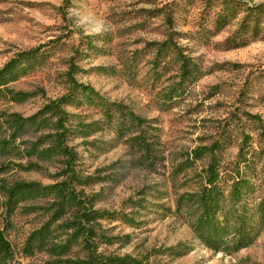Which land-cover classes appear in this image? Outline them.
Segmentation results:
<instances>
[{"label":"rangeland","instance_id":"374dc122","mask_svg":"<svg viewBox=\"0 0 264 264\" xmlns=\"http://www.w3.org/2000/svg\"><path fill=\"white\" fill-rule=\"evenodd\" d=\"M234 37L247 44L229 49ZM14 59L24 61L0 87V264L86 255L68 243L76 201L62 190L59 115L46 110L68 94L75 190L112 215L99 221L100 252L145 264H264V232L230 255L194 232L209 209L210 157L200 149L228 140L218 159L234 168L244 141L264 143V0H0V69ZM72 77L96 94L73 91ZM19 183L32 186L13 193Z\"/></svg>","mask_w":264,"mask_h":264},{"label":"trees","instance_id":"16d2710c","mask_svg":"<svg viewBox=\"0 0 264 264\" xmlns=\"http://www.w3.org/2000/svg\"><path fill=\"white\" fill-rule=\"evenodd\" d=\"M68 2L69 0H65V3ZM225 26L224 21H219L217 31L222 30ZM225 43L229 49L241 48L247 44L241 39L237 41L235 37L228 38ZM87 45L91 47L92 42L88 41ZM21 56L23 57L25 54H21ZM20 60L14 59L0 69V87L6 84L5 77L15 70L16 65L24 61V59ZM188 66L183 63L182 69L187 76H191L192 73ZM71 82L73 91H81L88 95L96 94L90 85H82L73 77ZM72 98L73 96L68 94L53 100L46 110L47 113L59 115L61 131L58 135V142L67 156L69 169L68 178L63 183L62 190L76 201V210L72 215L73 220L68 225L73 232L68 243L81 242L86 250V255L74 261L73 264H145L142 260L131 256H111L99 251L102 244L99 221L112 215L95 209L89 200L75 190L77 175L73 165L76 154L66 144L65 122L68 121L69 114L62 108V105ZM251 118L257 121L261 120L258 115H252ZM228 142L225 140L219 147L218 141L200 149L202 154L210 157L203 187L204 200L209 209L195 225L194 232L196 238L208 249L215 253L230 255L252 245L264 232V143L260 148H254L250 145L249 140L244 141L238 153L239 161L232 168L222 165L218 159L220 150L227 146ZM223 181L227 184L231 183L229 191L226 183H222ZM31 186L19 183L13 189V193L21 194ZM7 250L8 244L0 236V251L5 254Z\"/></svg>","mask_w":264,"mask_h":264}]
</instances>
